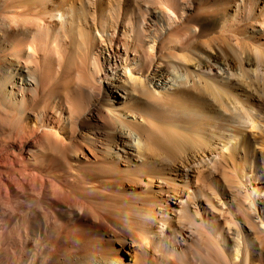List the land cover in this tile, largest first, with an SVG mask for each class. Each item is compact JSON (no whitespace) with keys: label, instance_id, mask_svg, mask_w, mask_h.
Listing matches in <instances>:
<instances>
[{"label":"bare ground","instance_id":"6f19581e","mask_svg":"<svg viewBox=\"0 0 264 264\" xmlns=\"http://www.w3.org/2000/svg\"><path fill=\"white\" fill-rule=\"evenodd\" d=\"M0 264H264V0H0Z\"/></svg>","mask_w":264,"mask_h":264}]
</instances>
